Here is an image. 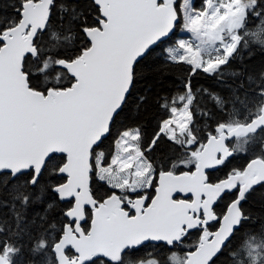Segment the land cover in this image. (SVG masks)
Listing matches in <instances>:
<instances>
[{"label":"snow or ice","instance_id":"snow-or-ice-1","mask_svg":"<svg viewBox=\"0 0 264 264\" xmlns=\"http://www.w3.org/2000/svg\"><path fill=\"white\" fill-rule=\"evenodd\" d=\"M0 264H264V0H0Z\"/></svg>","mask_w":264,"mask_h":264},{"label":"trees","instance_id":"trees-1","mask_svg":"<svg viewBox=\"0 0 264 264\" xmlns=\"http://www.w3.org/2000/svg\"><path fill=\"white\" fill-rule=\"evenodd\" d=\"M156 57H150L147 62H145V65L142 66V73H143V79L140 84L137 85L138 88L144 89L145 87L152 89V95H155L156 93H159L161 89V84H163L164 89L170 88L172 86L173 79H175L178 76V73L175 72H166L164 74H160L156 71L154 66V61ZM259 56H257L256 61H259ZM230 69H226L225 71V80L231 79L229 76ZM194 86L196 87H203L207 88L212 92L219 93L221 95H227V89L223 85H219L216 83L215 80L211 79L207 75H200L195 78L193 81ZM202 103H206L208 107H211V102L209 101V98L205 95ZM154 111V110H153ZM151 126L148 128V132L151 133Z\"/></svg>","mask_w":264,"mask_h":264}]
</instances>
